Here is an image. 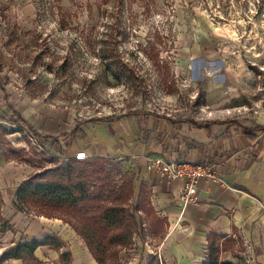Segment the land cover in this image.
Listing matches in <instances>:
<instances>
[{
	"label": "rangeland",
	"instance_id": "1",
	"mask_svg": "<svg viewBox=\"0 0 264 264\" xmlns=\"http://www.w3.org/2000/svg\"><path fill=\"white\" fill-rule=\"evenodd\" d=\"M0 84L37 133H66L67 140L58 137L63 147L71 142L73 152L82 140L156 138L166 121L152 113L172 120L167 130L180 145L187 141L185 119H227L215 130L240 133L239 123H264V0H0ZM107 115L114 120L85 121ZM29 135L0 86V255L12 240L28 237L31 217L44 216L33 204L26 209L15 202L18 184L59 164L50 143L33 144ZM148 197L135 187L130 204L138 229L119 264H205L206 239L181 223L182 200L167 240L164 214L151 197L154 212L140 202ZM62 225L67 239L50 233L63 241L61 260L51 258L53 247L46 245L36 250L42 264H76L77 253L80 264H89L77 251L82 238ZM253 231L221 240L225 257L264 264V233L258 241Z\"/></svg>",
	"mask_w": 264,
	"mask_h": 264
},
{
	"label": "crops",
	"instance_id": "2",
	"mask_svg": "<svg viewBox=\"0 0 264 264\" xmlns=\"http://www.w3.org/2000/svg\"><path fill=\"white\" fill-rule=\"evenodd\" d=\"M154 117L166 121V123H162L161 126L164 129H159L160 133H157L156 138L154 134L148 140L129 139L127 142L120 143L110 135L111 139H104L103 144L82 140L79 144L82 143L81 146L83 147L79 149H85L89 156H111L123 159L122 161L126 164L127 169L129 168L135 173V187L140 188V190L143 187L149 190L150 193L149 191L148 193L153 206L164 214L167 226L170 227L167 240H170V237L176 231L177 226L174 222L181 216L180 191L183 182L180 180H165L154 171L148 170L146 167V156L159 155L168 159L203 162L215 160L213 163L228 183V186L201 179L198 184L199 202L197 204H189L186 207L184 214L180 217L181 223H186L187 228L194 233H201L206 242L208 241L207 236L210 232L224 234L225 236L222 238L224 240L227 237L235 235L237 231L250 232L253 227V232H256V229L258 232L256 240L259 239L258 241H260L264 233V210L258 205L257 201L261 200L264 203V136L260 132L254 133L255 135L245 133L244 126L253 128L256 125L264 123L254 126L239 123L241 127L240 133H219V131L215 130L214 126L217 123L228 125L231 122L230 120H196L199 123L210 122L208 128L206 126H196L190 121L191 119H185L189 124L188 132L183 133L187 141H181L183 145H180L175 143L173 135L171 136L172 133H169L167 130L169 126L167 120L171 119L156 115ZM78 127L76 124L73 128H76L74 132H76ZM58 135L63 136L67 140L68 135L66 133H59ZM42 143H50L53 147L51 142ZM72 145L71 142H67L65 147H63L66 148V152L61 153L57 151L56 154L69 155L72 151L70 154L74 155L77 149L73 152L72 149L75 146ZM216 160L220 162H216ZM44 218L45 216L31 217L24 234L28 237L33 235L42 236L55 231L62 238L65 237L67 239L63 235L64 229H67L62 225L66 222L56 217L55 220H51L49 217L47 219ZM20 220L19 215L13 222ZM59 220L61 221L59 222ZM68 234L72 239H75L74 236L76 235L72 234V232ZM13 235V233L10 235L11 240L15 238ZM12 241L15 243V240ZM40 247L44 248L46 245ZM59 249H49L48 255L54 260L58 259L59 254L62 252L58 251ZM79 249L89 264H98L85 242L79 243L77 251ZM74 255V262L80 264L78 259L81 256L78 257V253ZM61 258L59 257L60 260ZM40 260L42 264L43 261L42 259ZM19 263L23 264L22 260L17 258H9L5 262V264Z\"/></svg>",
	"mask_w": 264,
	"mask_h": 264
},
{
	"label": "trees",
	"instance_id": "3",
	"mask_svg": "<svg viewBox=\"0 0 264 264\" xmlns=\"http://www.w3.org/2000/svg\"><path fill=\"white\" fill-rule=\"evenodd\" d=\"M0 86L3 100L11 107L19 122L39 140L51 142L58 152L65 153L66 148H63L58 135L37 133L14 108L4 85ZM152 114L169 118L164 114ZM112 119L113 116L107 115L85 121L101 122ZM190 121L196 126L209 128L210 125L208 121ZM80 124L78 122L77 127ZM244 130L245 133L251 134L260 132L264 136V124L253 128L244 126ZM134 192L135 173L124 170L120 159L108 156L77 159L72 155L68 160L29 174L20 181L15 202L26 209L33 204L39 214L49 218L57 217L68 223L84 240L98 264H119L121 250L133 245L134 234L138 229V221L130 204ZM142 192L149 197L141 198L140 202L148 204L150 212H154L149 193L144 187L141 188ZM224 236L217 232L208 234L205 264H240L226 258L222 252L221 240ZM62 242L56 234L26 237L7 246L0 255V261L17 258L21 259L23 264H41L36 255L37 248L48 245L57 249L62 247ZM66 252L62 253L63 256Z\"/></svg>",
	"mask_w": 264,
	"mask_h": 264
},
{
	"label": "built area",
	"instance_id": "4",
	"mask_svg": "<svg viewBox=\"0 0 264 264\" xmlns=\"http://www.w3.org/2000/svg\"><path fill=\"white\" fill-rule=\"evenodd\" d=\"M29 138L33 144L41 146L35 134L29 135ZM54 157L59 162L69 159L67 155H54ZM74 157L77 159H84L89 157V155L85 149H78ZM146 167L165 180H180L183 182L180 193L184 209H186L189 204H197L199 202L198 184L201 179L218 182L228 186V183L219 173L214 163L168 159L164 156L152 155L147 158Z\"/></svg>",
	"mask_w": 264,
	"mask_h": 264
}]
</instances>
